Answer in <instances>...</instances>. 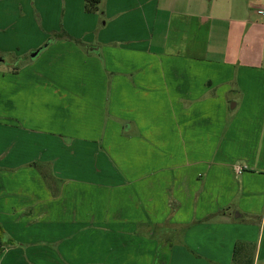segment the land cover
Returning <instances> with one entry per match:
<instances>
[{
	"label": "crops",
	"instance_id": "crops-1",
	"mask_svg": "<svg viewBox=\"0 0 264 264\" xmlns=\"http://www.w3.org/2000/svg\"><path fill=\"white\" fill-rule=\"evenodd\" d=\"M263 4L0 0V264H264Z\"/></svg>",
	"mask_w": 264,
	"mask_h": 264
},
{
	"label": "trees",
	"instance_id": "trees-1",
	"mask_svg": "<svg viewBox=\"0 0 264 264\" xmlns=\"http://www.w3.org/2000/svg\"><path fill=\"white\" fill-rule=\"evenodd\" d=\"M99 1L100 0H86V6H85L86 11L91 12L92 10H94L95 4L99 3ZM56 35H58L59 38H68V39L73 40V38H71V36H69L65 32H59ZM75 41H77V40H75ZM3 236H4V231H3L2 227L0 226V247H2L3 243H4ZM165 261H166L165 257L162 255H159L156 264H161V263H164Z\"/></svg>",
	"mask_w": 264,
	"mask_h": 264
},
{
	"label": "built area",
	"instance_id": "built-area-1",
	"mask_svg": "<svg viewBox=\"0 0 264 264\" xmlns=\"http://www.w3.org/2000/svg\"><path fill=\"white\" fill-rule=\"evenodd\" d=\"M258 12H259L258 14H260L261 16H264V4L261 5V6H259ZM246 168H247L246 166H240V165H238V166L235 167V171L238 174H241V173H243L245 171Z\"/></svg>",
	"mask_w": 264,
	"mask_h": 264
},
{
	"label": "rangeland",
	"instance_id": "rangeland-1",
	"mask_svg": "<svg viewBox=\"0 0 264 264\" xmlns=\"http://www.w3.org/2000/svg\"><path fill=\"white\" fill-rule=\"evenodd\" d=\"M60 31H62V30H60ZM56 34H58V32L51 33V38H50L49 42H50V41H55V40H58V39H59V36L56 35ZM36 52H37V51H36ZM36 52H33V54L36 53ZM33 54H32V55H33ZM161 254H163V253H161Z\"/></svg>",
	"mask_w": 264,
	"mask_h": 264
},
{
	"label": "water",
	"instance_id": "water-1",
	"mask_svg": "<svg viewBox=\"0 0 264 264\" xmlns=\"http://www.w3.org/2000/svg\"><path fill=\"white\" fill-rule=\"evenodd\" d=\"M38 52L34 53L33 55L35 56ZM161 264H165V263H161Z\"/></svg>",
	"mask_w": 264,
	"mask_h": 264
}]
</instances>
